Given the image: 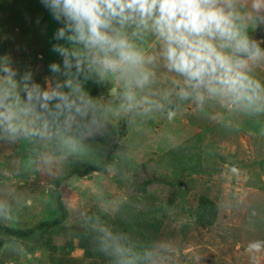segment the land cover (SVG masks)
Listing matches in <instances>:
<instances>
[{"label":"rangeland","instance_id":"1","mask_svg":"<svg viewBox=\"0 0 264 264\" xmlns=\"http://www.w3.org/2000/svg\"><path fill=\"white\" fill-rule=\"evenodd\" d=\"M239 5L247 12L251 0ZM60 26L40 0H0V56L14 62L18 78L30 72L44 85L49 65L61 61L51 50ZM249 33L264 40V25ZM143 47L157 58L152 90L172 89L179 78L165 68L162 43L149 35ZM254 74L264 81V69ZM85 87L99 103L119 104L105 99L108 85ZM172 100L174 119L167 110L109 114L104 134L75 151L0 140V264H106L101 226L150 251L140 264H264V114ZM108 157L102 169L73 172ZM59 201L68 214L52 223ZM32 227L22 237L7 231ZM253 243L261 245L254 255Z\"/></svg>","mask_w":264,"mask_h":264},{"label":"clouds","instance_id":"2","mask_svg":"<svg viewBox=\"0 0 264 264\" xmlns=\"http://www.w3.org/2000/svg\"><path fill=\"white\" fill-rule=\"evenodd\" d=\"M40 2L61 25L51 49L61 61L49 65L52 76L41 85L30 72L18 78L14 62L0 56V140L54 142L75 151L104 134L109 114L167 110L174 119L173 96L200 111L214 100L250 117L264 114V81L254 74L264 69V40L249 33L264 25V0H251L247 12L239 0ZM149 35L162 43L165 68L179 78L172 89L152 90L157 58L143 47ZM88 81L108 85L105 99L119 104L99 103L86 90ZM99 232L113 264H140L152 255L105 226ZM260 250V243L248 246L249 254Z\"/></svg>","mask_w":264,"mask_h":264},{"label":"trees","instance_id":"3","mask_svg":"<svg viewBox=\"0 0 264 264\" xmlns=\"http://www.w3.org/2000/svg\"><path fill=\"white\" fill-rule=\"evenodd\" d=\"M109 160H110V157H108L104 162H102V163H100L98 165H91L90 167H88L85 170H77L76 169L73 172H76V173H78L80 175H86L87 172H90L91 170H99V169H102L103 166H105ZM60 182H61V180L58 179L57 180V184H59ZM59 202H60L59 204H60V208H61L62 214L59 217H55L52 223H59V222L63 221V219L68 214V210L65 208L64 204L61 201H59ZM34 230H35V227H32L28 231H25V230H22V229L7 228V231H8L9 234H15V235H17L19 237L28 236V235L32 234V232H34ZM106 264H113V258H111V260L108 263H106Z\"/></svg>","mask_w":264,"mask_h":264}]
</instances>
